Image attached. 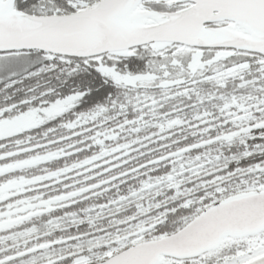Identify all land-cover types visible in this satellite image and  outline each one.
<instances>
[{"label": "snow or ice", "instance_id": "snow-or-ice-1", "mask_svg": "<svg viewBox=\"0 0 264 264\" xmlns=\"http://www.w3.org/2000/svg\"><path fill=\"white\" fill-rule=\"evenodd\" d=\"M0 264H264V0H0Z\"/></svg>", "mask_w": 264, "mask_h": 264}]
</instances>
